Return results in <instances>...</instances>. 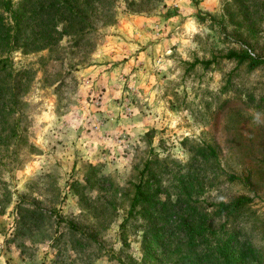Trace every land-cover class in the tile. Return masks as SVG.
I'll return each mask as SVG.
<instances>
[{
    "label": "rangeland",
    "instance_id": "obj_1",
    "mask_svg": "<svg viewBox=\"0 0 264 264\" xmlns=\"http://www.w3.org/2000/svg\"><path fill=\"white\" fill-rule=\"evenodd\" d=\"M108 2L81 47L11 56L31 75L0 117L3 137L15 128L0 141V264H143L147 222L128 212L147 163L164 233L149 264L178 260L188 196L210 213L250 198L217 224L239 230V264H264V0Z\"/></svg>",
    "mask_w": 264,
    "mask_h": 264
},
{
    "label": "trees",
    "instance_id": "obj_2",
    "mask_svg": "<svg viewBox=\"0 0 264 264\" xmlns=\"http://www.w3.org/2000/svg\"><path fill=\"white\" fill-rule=\"evenodd\" d=\"M110 3L108 0H0V117H6L19 112L18 104L21 95L29 89L30 71L15 70L11 56L15 52L22 54L54 52L64 38L69 39L72 48H79L88 36L94 34L98 25H108ZM227 60L242 63L244 58L234 52L225 56ZM259 61V59H256ZM254 60V61H256ZM208 65V62H203ZM259 63V62H258ZM6 116V117H5ZM6 122H3L6 123ZM15 128L11 126L8 134L0 141L7 145ZM210 157H215V150L208 148ZM141 179L135 185L131 199L129 215L139 214L147 223L143 228L141 248L142 263L156 261L157 251L163 240V228L155 223V197L160 195L158 186L150 184L155 175L147 163L140 172ZM237 179L230 176L229 181ZM184 207L176 212V226L173 233L182 236V242L175 244L176 254H180L174 264H239L234 256L232 245L237 242L239 230L232 228L222 237L223 225L217 221L222 214L231 215L252 202L250 198L239 197L228 204L218 202L212 204L215 210L210 213L196 204V200L188 196ZM151 211H149V208ZM167 208L162 202L160 209ZM159 209V210H160ZM153 217V218H152ZM181 241V240H180ZM205 244L207 249L203 258L197 259V249ZM184 254H181V250ZM175 252V251H174ZM194 255L192 259L190 257Z\"/></svg>",
    "mask_w": 264,
    "mask_h": 264
},
{
    "label": "built area",
    "instance_id": "obj_3",
    "mask_svg": "<svg viewBox=\"0 0 264 264\" xmlns=\"http://www.w3.org/2000/svg\"><path fill=\"white\" fill-rule=\"evenodd\" d=\"M251 56H254L252 53H250Z\"/></svg>",
    "mask_w": 264,
    "mask_h": 264
}]
</instances>
